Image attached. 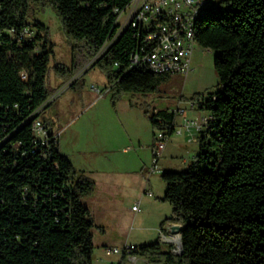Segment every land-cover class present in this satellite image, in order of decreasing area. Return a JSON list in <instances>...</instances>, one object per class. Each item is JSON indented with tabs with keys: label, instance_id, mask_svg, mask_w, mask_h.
<instances>
[{
	"label": "trees",
	"instance_id": "16d2710c",
	"mask_svg": "<svg viewBox=\"0 0 264 264\" xmlns=\"http://www.w3.org/2000/svg\"><path fill=\"white\" fill-rule=\"evenodd\" d=\"M129 1L0 0V264H92L94 224L81 200L94 182L54 139L41 144L31 129L54 92L47 84L52 43L35 13L50 6L73 42L70 67H53L60 85L93 59L114 102L154 92L172 76L131 63L132 52L147 48L142 32L129 26L114 38L116 10ZM219 3L194 32L199 46L215 51L218 88L190 100L210 115L208 126L193 160L160 175L171 215L159 228L181 226V252L164 250L158 239L133 245L149 264H264V0ZM144 113L153 136L171 135L173 111ZM125 260L123 253L118 264Z\"/></svg>",
	"mask_w": 264,
	"mask_h": 264
},
{
	"label": "rangeland",
	"instance_id": "374dc122",
	"mask_svg": "<svg viewBox=\"0 0 264 264\" xmlns=\"http://www.w3.org/2000/svg\"><path fill=\"white\" fill-rule=\"evenodd\" d=\"M219 1L212 0L205 13L219 8ZM35 16L46 25L53 51L47 84L54 89L49 98L55 97L41 109V119H50L49 124L57 131L59 152L94 182L93 192L81 200L94 224L92 264H116L120 255H106L104 247L151 243L158 239L162 220L171 215L170 204L162 199L165 183L160 175L163 171L184 169L183 154L193 149L192 138L186 145L183 143L186 136L194 135L198 143V134L190 133L184 120L206 113L189 108L188 102L194 95H206L218 88L213 67L215 51L196 43L191 70L186 76L172 74L154 92L124 93L112 102L104 67L91 65L93 59L60 85L62 77L53 67L55 64L70 67L73 42L65 36L50 6L38 9ZM75 80L76 85L70 87ZM177 107L185 110L183 114L175 113L174 119L176 130L182 128V135L171 133L158 163L159 171L149 174L153 129L144 109L174 111ZM143 184L151 196L142 192ZM132 204H138L140 210L132 211ZM168 246L162 243L164 250Z\"/></svg>",
	"mask_w": 264,
	"mask_h": 264
},
{
	"label": "built area",
	"instance_id": "2783aa9c",
	"mask_svg": "<svg viewBox=\"0 0 264 264\" xmlns=\"http://www.w3.org/2000/svg\"><path fill=\"white\" fill-rule=\"evenodd\" d=\"M212 0H130L121 10L117 11V30L114 38L127 27H132L143 33V42L147 48H141V54L132 52L130 61L133 65H143L155 73H170L186 76L191 70V57L195 50V25L197 20L205 13L208 4ZM13 32V30H11ZM24 32H26L24 30ZM27 33V32H26ZM113 38V39H114ZM63 89H60L62 91ZM47 99L45 104L52 98ZM190 109H195L192 101L188 102ZM184 108H176L174 113H184ZM210 115L200 114L195 119H185L184 126L192 128L198 134L208 126ZM31 129L35 138L45 144L49 138L57 142V131L51 127L48 121L39 117L31 118ZM173 124V132L181 134L180 128L176 131ZM172 132V133H173ZM169 136L162 130H155L153 145L151 148L152 158L149 174L159 171L158 163L161 153ZM144 193L151 196V191L144 189ZM132 211L140 210L138 204L131 206ZM171 225L167 224L164 229L159 228L158 240L171 246L172 253H180V234L171 232ZM133 245H125L122 248L104 247L106 255L126 254V264H149L148 261L131 252ZM119 261L116 263L118 264Z\"/></svg>",
	"mask_w": 264,
	"mask_h": 264
},
{
	"label": "crops",
	"instance_id": "0c3cea01",
	"mask_svg": "<svg viewBox=\"0 0 264 264\" xmlns=\"http://www.w3.org/2000/svg\"><path fill=\"white\" fill-rule=\"evenodd\" d=\"M175 119V118H174ZM47 121H49L50 122V119H46ZM176 120H174V125L176 126L177 124H176V122H175ZM189 132L191 131V132H195V130H193L192 128H189V127H185ZM182 128H181V135H182ZM190 132V133H191ZM190 133H188V134H190ZM189 138H192L191 139V149H192V151L189 153V151H187V152H184V154H183V156H185L184 157V159L182 160V163L184 164L183 166V168H185L189 163H190V161L191 160H193V158H194V156H195V154L197 153V150H198V143H197V141H196V138H195V136L194 135H190V136H186L185 138H184V140H183V143L185 144L186 143V141L189 139ZM169 140V139H168ZM168 140H167V142H168ZM167 142H166V145H165V147H164V149H163V151H162V153H164V151L166 150V147L168 146V144H167ZM186 145V144H185ZM184 146V145H183ZM194 147L196 148V149H194ZM161 153V154H162ZM190 154H192V155H190ZM161 157V156H160ZM159 160H160V158H159ZM171 168H176V167H171ZM143 189H142V192H144V189H145V184H143V187H142ZM133 205V204H132ZM131 205V206H132ZM166 218V217H165ZM168 224H171V223H168ZM173 224V223H172ZM132 245V244H131ZM123 246H125V245H123Z\"/></svg>",
	"mask_w": 264,
	"mask_h": 264
},
{
	"label": "water",
	"instance_id": "95a60500",
	"mask_svg": "<svg viewBox=\"0 0 264 264\" xmlns=\"http://www.w3.org/2000/svg\"><path fill=\"white\" fill-rule=\"evenodd\" d=\"M180 228H181L180 225H178V224H172L171 225V232H178V233H180ZM180 246H182L181 241H180Z\"/></svg>",
	"mask_w": 264,
	"mask_h": 264
}]
</instances>
